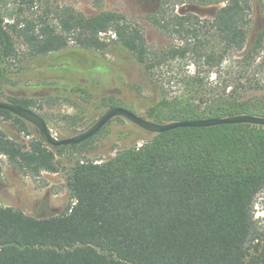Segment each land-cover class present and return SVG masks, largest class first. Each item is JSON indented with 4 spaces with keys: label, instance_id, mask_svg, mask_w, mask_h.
Here are the masks:
<instances>
[{
    "label": "trees",
    "instance_id": "obj_1",
    "mask_svg": "<svg viewBox=\"0 0 264 264\" xmlns=\"http://www.w3.org/2000/svg\"><path fill=\"white\" fill-rule=\"evenodd\" d=\"M14 1L11 23L0 2V77L8 61L47 62L44 69L57 75L48 85L86 95L88 85H60V76L91 81L95 71L107 73L104 56L117 50L140 69L131 91L147 102L144 118L152 122L264 117V86L256 79L264 67L256 63L264 58V22L255 29L253 22L254 4L263 0H160L145 18L169 40L161 49L117 11L98 6L97 15L86 17L57 3ZM187 2L223 6L213 20L173 13ZM37 3L41 12L25 17ZM108 33L113 37L102 38ZM186 60L190 66L180 64ZM0 99L40 115L57 139L76 135L50 126L38 103L45 98L6 100L0 93ZM0 117L30 138L22 142L0 127V156L20 174H56L58 158L70 159V200L60 214L40 219L0 205V264H264L254 218L255 199L264 192L263 126L177 128L97 162L85 154L103 128L78 145L52 147L19 117L4 110Z\"/></svg>",
    "mask_w": 264,
    "mask_h": 264
},
{
    "label": "rangeland",
    "instance_id": "obj_2",
    "mask_svg": "<svg viewBox=\"0 0 264 264\" xmlns=\"http://www.w3.org/2000/svg\"><path fill=\"white\" fill-rule=\"evenodd\" d=\"M159 1L43 0L47 5L57 3L61 6H70L86 17L97 15L99 13L98 6L103 11H117L123 14L129 22L136 23L141 27L148 45L153 49H161L169 42L145 18L147 15L154 13ZM0 2L5 20L10 23L13 22L18 14V12H15V1L0 0ZM34 6L30 10L31 12L25 9V17L30 18L41 12L42 4L37 3ZM222 6L223 4L198 6L187 2L183 5H175L173 13L179 15L190 13L201 20H213ZM253 14L255 29L264 22V0L262 6L254 4ZM109 36H112L111 33L102 35V38H109ZM62 57V63H68L65 62L69 60L68 54ZM104 57L108 66L106 67L109 70L106 68L107 73L104 74L101 71H95V79L91 81H85L83 78H86V76L79 74L72 77L70 75L60 76V85L66 84L67 81H71V83L81 82L88 85L86 95L78 92H63L64 88L56 89L53 85H48L54 82L52 80L56 79V73L44 69L47 62L37 63L35 61L32 63H19L17 61L3 63L1 65L3 76L0 77V93L6 100L45 98V101L42 100L38 103L43 107L41 113L49 118L50 126L54 130L58 128L75 130L76 135L90 128L103 112L110 109L107 107L110 101H113L118 107L144 117L147 102L138 99L131 91V86L139 84L141 80L138 66L129 55L122 51L112 50ZM50 62L52 61L49 60ZM105 62H102V65H106ZM188 62L186 60L180 62V64L190 66ZM260 62L264 63V58L256 63ZM71 66L74 67V64L71 63ZM256 79L264 86V67L257 69ZM260 96L264 100V91L260 92ZM1 118L0 127L9 136L16 137L22 142H29L30 138L16 135L11 123L1 120ZM63 118L65 119L63 120ZM52 135L57 138L55 134L52 133ZM150 139V133L138 128L124 118L117 117L103 127L102 132L91 145V150L85 156L89 160L104 162L113 158L119 151L129 147L142 146ZM69 160L68 156L59 157L60 168L58 173H42L39 177L32 178L20 174L15 167L9 164L5 157L0 156V205L12 207L40 219L60 214L70 200L66 185V170ZM254 218L260 235L264 237V192L260 193L255 199Z\"/></svg>",
    "mask_w": 264,
    "mask_h": 264
},
{
    "label": "water",
    "instance_id": "obj_3",
    "mask_svg": "<svg viewBox=\"0 0 264 264\" xmlns=\"http://www.w3.org/2000/svg\"><path fill=\"white\" fill-rule=\"evenodd\" d=\"M0 110L7 111L30 124L37 130L39 137L46 144L52 147H72L78 145L84 142L85 140H88L95 136L105 125H107L112 119L117 117L126 119L138 128L150 134H160L177 128H209L221 125L234 124H250L264 127V117H257L251 115H239L226 118H210L203 120L176 121L158 124L144 117L138 116L125 108L114 107L103 112L100 115L99 119L87 130L69 138L57 139L52 135L45 120L37 113L14 105L12 103L3 101L1 99Z\"/></svg>",
    "mask_w": 264,
    "mask_h": 264
},
{
    "label": "built area",
    "instance_id": "obj_4",
    "mask_svg": "<svg viewBox=\"0 0 264 264\" xmlns=\"http://www.w3.org/2000/svg\"><path fill=\"white\" fill-rule=\"evenodd\" d=\"M1 120H2V118H1Z\"/></svg>",
    "mask_w": 264,
    "mask_h": 264
}]
</instances>
